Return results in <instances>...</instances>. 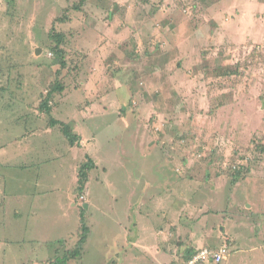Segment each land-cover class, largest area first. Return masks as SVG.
<instances>
[{"label": "rangeland", "instance_id": "rangeland-1", "mask_svg": "<svg viewBox=\"0 0 264 264\" xmlns=\"http://www.w3.org/2000/svg\"><path fill=\"white\" fill-rule=\"evenodd\" d=\"M215 1L0 0V264H167L179 241L264 264V0Z\"/></svg>", "mask_w": 264, "mask_h": 264}, {"label": "trees", "instance_id": "trees-1", "mask_svg": "<svg viewBox=\"0 0 264 264\" xmlns=\"http://www.w3.org/2000/svg\"><path fill=\"white\" fill-rule=\"evenodd\" d=\"M196 1H200L203 3L207 2V0H196ZM208 2L214 5L216 1L208 0ZM82 3L85 4V0H82ZM74 9L80 10V7L79 6L74 7ZM53 38L56 42V45L53 46L50 50L54 54V57H55L54 64L59 67L54 73L55 75L54 80L52 84L49 86L47 93L42 94V97H41L42 100H41V105H40V109L43 112L48 113V115H50L53 110L52 102H55L57 96L58 97L62 96L65 89L67 88L66 78L72 74V72L69 70L70 67H68V56H67V51L65 49V47L69 45V42L66 41L64 34L57 33L56 35L53 36ZM76 68L77 67H74V69ZM64 71H67L68 75L67 74L64 75ZM10 96L12 98L17 97L16 93L13 91L10 92ZM51 126L53 127L61 126L65 139L68 141L69 145L72 148H75L76 146H78L77 142L81 141V137L74 133L73 131L74 129L71 125L68 126L65 123L52 119ZM254 143H255V150L257 151V153H259L260 156H264V144L259 143L257 137L254 139ZM95 168H96L95 162L91 158H88L87 162L81 167L79 175H78V180H79L80 189L82 191H84L87 182L90 180V172ZM236 176L238 175L236 174ZM83 232L84 233H83L82 239L80 243L77 245L75 251L67 253V255L70 256V258L78 259L81 257L80 254L83 251V246H84V243L89 233V228L84 226ZM176 244L178 246H182L185 243L179 241V243L177 242ZM195 254H196L195 251L189 252L187 256L183 258L184 259L183 262L184 263L187 262ZM69 261H70L69 257H66V256L63 259H57L58 264H67Z\"/></svg>", "mask_w": 264, "mask_h": 264}, {"label": "crops", "instance_id": "crops-1", "mask_svg": "<svg viewBox=\"0 0 264 264\" xmlns=\"http://www.w3.org/2000/svg\"><path fill=\"white\" fill-rule=\"evenodd\" d=\"M135 243L134 244H132V247L133 246H135L136 248H138L139 247V245L136 243V240L134 241ZM231 242H234V238H232V240H231ZM192 245H194L193 243H191L190 241H189V243H187L186 245L185 244H183L182 246H178L177 244H176V249H174L173 248V250L174 251H172V249H171V251H169V250H167V251H165V252H169V254H170V261L167 263V264H174V263H176V262H178V261H184V257H186L187 256V254L189 253V252H191V251H195L196 253L198 252L197 250H195V249H193V248H190V247H193ZM223 246V245H222ZM221 246V247H222ZM131 247V248H132ZM204 249H206V248H204ZM242 251H239V252H237V253H233V254H235V259H237V261H239L240 263L241 262H243V264H256L254 261H255V259L249 254V253H246V254H243V252L241 253ZM231 255V257H233L234 255ZM230 256V255H229ZM231 257H230V259H231ZM230 259L228 260L229 261V264H230ZM234 259V260H235ZM249 259V260H248ZM92 262H94L95 260L93 259V260H91ZM139 262V260L136 258V259H134L133 260V264H137ZM226 262V261H225ZM224 262V263H225ZM234 262V261H233ZM184 263V262H183ZM94 264V263H93ZM207 264H216V263H214V262H209V263H207ZM223 264V263H222ZM259 264H261V263H259Z\"/></svg>", "mask_w": 264, "mask_h": 264}, {"label": "built area", "instance_id": "built-area-1", "mask_svg": "<svg viewBox=\"0 0 264 264\" xmlns=\"http://www.w3.org/2000/svg\"><path fill=\"white\" fill-rule=\"evenodd\" d=\"M225 254H227L228 256L230 255L229 248L226 245L220 247V249L215 252L205 249L199 252L196 256H194L188 262V264H201L207 262L221 264L222 261L227 257Z\"/></svg>", "mask_w": 264, "mask_h": 264}, {"label": "clouds", "instance_id": "clouds-1", "mask_svg": "<svg viewBox=\"0 0 264 264\" xmlns=\"http://www.w3.org/2000/svg\"><path fill=\"white\" fill-rule=\"evenodd\" d=\"M39 50V49H38ZM36 55H37V53H36ZM203 250H205V249H203ZM207 250H210V249H207ZM202 251V250H201ZM201 251H199V252H201ZM211 251V250H210ZM199 252H197L194 256H196ZM193 256V257H194ZM192 257V258H193ZM192 258H190L187 262H185L184 264H188V262L192 259ZM207 263H209V262H207ZM207 263H201V264H207Z\"/></svg>", "mask_w": 264, "mask_h": 264}, {"label": "water", "instance_id": "water-1", "mask_svg": "<svg viewBox=\"0 0 264 264\" xmlns=\"http://www.w3.org/2000/svg\"><path fill=\"white\" fill-rule=\"evenodd\" d=\"M39 52H40V50H37V52H36V53H37V55L39 54Z\"/></svg>", "mask_w": 264, "mask_h": 264}]
</instances>
